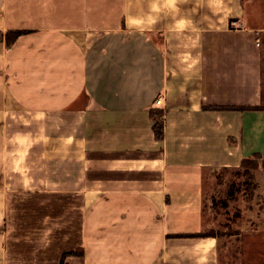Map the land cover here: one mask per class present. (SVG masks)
Returning a JSON list of instances; mask_svg holds the SVG:
<instances>
[{
  "label": "crops",
  "instance_id": "obj_1",
  "mask_svg": "<svg viewBox=\"0 0 264 264\" xmlns=\"http://www.w3.org/2000/svg\"><path fill=\"white\" fill-rule=\"evenodd\" d=\"M256 155L264 0H0V264L264 259L196 236L216 174Z\"/></svg>",
  "mask_w": 264,
  "mask_h": 264
},
{
  "label": "rangeland",
  "instance_id": "obj_2",
  "mask_svg": "<svg viewBox=\"0 0 264 264\" xmlns=\"http://www.w3.org/2000/svg\"><path fill=\"white\" fill-rule=\"evenodd\" d=\"M249 167L248 173L240 167L216 174L208 188L205 219L208 225L206 233L218 238L220 245L231 235H241L244 239L231 240L229 246L235 252L254 257L258 251L264 253V167L260 161ZM254 236L262 237L259 245L253 242ZM70 253H76L73 255L76 256L80 252L65 253L61 263L64 264ZM243 264H264V259H249Z\"/></svg>",
  "mask_w": 264,
  "mask_h": 264
},
{
  "label": "trees",
  "instance_id": "obj_3",
  "mask_svg": "<svg viewBox=\"0 0 264 264\" xmlns=\"http://www.w3.org/2000/svg\"><path fill=\"white\" fill-rule=\"evenodd\" d=\"M23 34H25V33L21 32V31H17V32H13V33L12 32L7 33L6 42H7L8 46H10L12 43H14V41H16ZM151 116L154 120L153 130L155 133V137L157 140L162 141L164 138V119H163L164 112L162 110L152 111ZM255 161H257V162L260 161L264 167V160L258 155L254 156L252 159L245 160L242 163L241 167L245 169L246 173H248L250 171L249 166ZM196 236L197 237H211L214 235L211 233H202V234H198ZM75 254L76 253H70L69 256H73ZM77 255H79V254H77ZM61 264H63V263H61Z\"/></svg>",
  "mask_w": 264,
  "mask_h": 264
},
{
  "label": "clouds",
  "instance_id": "obj_4",
  "mask_svg": "<svg viewBox=\"0 0 264 264\" xmlns=\"http://www.w3.org/2000/svg\"><path fill=\"white\" fill-rule=\"evenodd\" d=\"M153 9L155 10L156 5L153 4L152 5ZM152 23V17L149 16L147 18H136V19H129L128 20V24L130 27H136V28H141L147 24H151ZM185 21L183 19H180L176 22V27L180 28L184 26Z\"/></svg>",
  "mask_w": 264,
  "mask_h": 264
},
{
  "label": "built area",
  "instance_id": "obj_5",
  "mask_svg": "<svg viewBox=\"0 0 264 264\" xmlns=\"http://www.w3.org/2000/svg\"><path fill=\"white\" fill-rule=\"evenodd\" d=\"M260 44L259 43H257V46H259ZM162 100L163 99H159L158 101H157V104H161L162 103Z\"/></svg>",
  "mask_w": 264,
  "mask_h": 264
}]
</instances>
